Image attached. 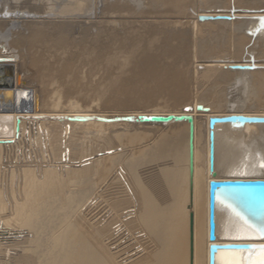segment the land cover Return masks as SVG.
<instances>
[{
    "label": "bare ground",
    "instance_id": "6f19581e",
    "mask_svg": "<svg viewBox=\"0 0 264 264\" xmlns=\"http://www.w3.org/2000/svg\"><path fill=\"white\" fill-rule=\"evenodd\" d=\"M166 114L193 117L191 185L187 123L67 120ZM238 114L264 117V0H0V264H208L211 244H264V195L246 188L215 191L208 237L210 183L264 180V124L209 128ZM147 126L156 145L127 149Z\"/></svg>",
    "mask_w": 264,
    "mask_h": 264
},
{
    "label": "water",
    "instance_id": "95a60500",
    "mask_svg": "<svg viewBox=\"0 0 264 264\" xmlns=\"http://www.w3.org/2000/svg\"><path fill=\"white\" fill-rule=\"evenodd\" d=\"M205 18H200V20H204ZM232 70H249L253 67L251 66H239L235 65L230 67ZM190 110V107H186L183 109L184 112ZM195 110L197 112H208L207 108H203L202 105H196ZM97 120L105 123H135L139 125H162L165 126L170 123H187L188 125V135H187V149H188V176L189 183H192V174H193V150H194V125H193V117L191 115H151L144 116L138 115L136 117L127 116V117H117L112 119H104V118H94V117H73L67 118L69 121L73 120ZM216 123H229L233 125L242 126L246 123L248 124H264V117H248L243 115H230L220 118H211L209 120V128L212 129L214 124ZM19 124V119H17V125ZM18 130V126L16 128V132ZM210 173L212 178L216 177V173L213 171V133L210 131ZM227 187V188H246L253 189L261 192L264 195V180H254V181H227V182H216L213 181L209 186V232L208 237L210 242H214L215 240V224H214V195L215 191L218 188ZM192 242V230H191V222H190V246ZM264 249V244H252V243H244V244H211L209 246L208 253V264L215 263V254L219 250H246V251H256Z\"/></svg>",
    "mask_w": 264,
    "mask_h": 264
},
{
    "label": "rangeland",
    "instance_id": "374dc122",
    "mask_svg": "<svg viewBox=\"0 0 264 264\" xmlns=\"http://www.w3.org/2000/svg\"><path fill=\"white\" fill-rule=\"evenodd\" d=\"M117 1H123V0H117ZM217 10H219V9H217ZM10 11H12L11 9H10ZM85 58V59H84ZM84 59V60H83ZM91 59V58H90ZM82 60L83 61H87L88 60V58L86 57V56H83L82 57ZM236 65H238V64H236ZM198 69H201L200 67L198 68ZM63 85V86H62ZM68 87H69V85H64V84H61V85H59L58 87H57V94H58V98L60 99V102H61V104H59V107L58 108H61V109H64V110H69L68 109V100H65L64 98H63V96H62V94L64 93V92H68V91H70V90H68ZM203 87V88H202ZM209 86H207V85H203V86H201L200 87V91H198L199 93L200 92H203V90L206 88H208ZM202 89V90H201ZM192 91V90H191ZM190 91V93H191V96H193L192 95V92ZM100 93L101 92V90L100 89H97L96 91L94 90H91V89H89V91H87V92H81V93H79V94H77V96H78V98H80L81 97V99L82 98H84L85 100H86V102L87 103H89L88 105L89 106H98L99 104H100V102L102 101V99L105 97V96H103V94L102 95H100V94H97V93ZM93 93V94H92ZM90 95V96H89ZM87 98V99H86ZM88 98H91L90 100L88 99ZM78 102H80V101H78ZM85 102V101H84ZM92 103V104H91ZM91 104V105H90ZM151 107L152 106H149L146 110H152V109H159L158 107L156 108V107H152V109H151ZM174 109H176V110H174V111H177V112H179L180 111V108H177V107H175ZM100 110H102V111H104V112H108V113H111V112H116V111H123V109H118V108H113V105L112 106H110V107H105V108H101ZM159 129V130H158ZM162 129L160 130V128H156V127H149V126H147V127H140V128H136L134 131H133V133H140V135H138L137 136V139H136V135H133L131 138L129 137H127L128 139L126 140V142L124 143V146L127 148V149H129V150H134V151H140V150H143V149H148V148H152L153 146H155L156 145V142H158L159 140H160V137H161V134H162ZM130 134H132V133H130ZM149 137H148V136ZM146 137V138H145ZM135 138V139H134ZM130 139V140H129ZM132 139V140H131ZM141 139V140H140ZM157 139V140H156ZM135 142H134V141ZM155 141V142H154ZM133 143V145H132V143ZM131 145V146H130ZM153 145V146H152ZM141 146V147H140ZM120 147L119 148H117V151H119L120 152ZM68 151V150H67ZM101 154V152H99L97 155H100ZM77 165V164H76ZM137 247L138 246H134V249L136 250L137 249ZM110 249H111V251L113 252L114 250H112L113 249V246H111V247H109ZM131 248H133V247H131ZM128 252L126 251L125 252V254H127ZM124 254V255H125ZM124 255L122 256V257H124ZM126 256V255H125Z\"/></svg>",
    "mask_w": 264,
    "mask_h": 264
},
{
    "label": "snow or ice",
    "instance_id": "6c2138e0",
    "mask_svg": "<svg viewBox=\"0 0 264 264\" xmlns=\"http://www.w3.org/2000/svg\"><path fill=\"white\" fill-rule=\"evenodd\" d=\"M261 251H264V249H261Z\"/></svg>",
    "mask_w": 264,
    "mask_h": 264
}]
</instances>
